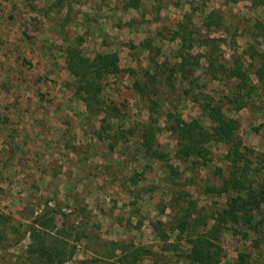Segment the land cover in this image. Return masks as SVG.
Instances as JSON below:
<instances>
[{"label":"trees","instance_id":"1","mask_svg":"<svg viewBox=\"0 0 264 264\" xmlns=\"http://www.w3.org/2000/svg\"><path fill=\"white\" fill-rule=\"evenodd\" d=\"M116 1L122 9L135 10L144 19L143 0ZM153 1L157 10H161L167 5H178L183 0ZM184 1L189 8L172 22L169 34L165 36L178 41L171 58L159 59L161 48L153 43L155 35L163 37L159 28L154 36L139 42L146 56L145 62H142L138 55L135 67L121 66L119 53L115 50L84 54L80 48L81 37L75 42H68L62 49L64 69L74 79V93L84 103L89 117L99 118L100 124L93 129L94 138L104 140L107 148L119 159L122 158V163L125 162V150H117V144L133 147L137 155L160 162L170 199L161 207H156L158 214L155 217L142 216L138 195L145 193L140 188L145 187L141 181L146 166L132 176H123L120 187L133 194L132 200L124 204L123 211L130 207L126 222L123 224L118 218L114 219L127 233L121 239L100 235L97 215L92 206L80 198L68 210L47 200L42 204L41 212L23 223H18L13 214L0 212V246L4 240L14 245L24 237L28 238L26 247L13 264H64L73 259L75 244L80 241L88 243L89 253L83 251L78 264H141L154 251L148 244L137 243L135 237L130 236L133 228L131 218L136 214L138 224L148 221L163 242V251L175 250V255L190 264H222L220 258L224 248L221 241L225 231L244 239H251V234L261 238L264 229V153L255 152L243 142L239 133L240 122L225 111L223 99L239 110L248 105L258 91L264 93V48H260V38L264 37V18L239 21L247 24L245 31L248 35L246 45L239 50L235 35H238L240 26H229L226 12L220 7L207 10L211 0ZM239 1L223 0V3L232 6ZM247 1L251 10L264 3V0ZM132 19L122 27L131 29L135 22ZM212 32L224 34L211 35ZM222 45L231 48L227 58L223 56ZM198 69L200 74L196 75ZM128 76L134 92L151 104L146 106L145 120H125L126 113L120 114L118 106L103 98L107 86H113L117 80ZM204 76L225 81L227 93L219 99L207 93L200 82ZM175 82L179 83V89ZM159 85L174 88L173 99L183 97L189 100L198 109L199 115L185 118ZM163 103L167 104L166 108L157 112L155 105ZM202 116L208 119V124L201 120ZM160 117H163V124H160ZM162 130L173 138L172 152L158 139ZM213 143L224 145V167L216 165L212 177L202 176L200 171L212 162ZM69 179L65 177L66 181ZM195 193L206 200L207 205L200 206ZM24 208L27 209V206ZM166 208L170 212L165 216ZM171 236L174 239L170 241ZM250 241V246L260 248L257 238ZM259 263L252 252L245 251L238 252L233 262Z\"/></svg>","mask_w":264,"mask_h":264},{"label":"rangeland","instance_id":"2","mask_svg":"<svg viewBox=\"0 0 264 264\" xmlns=\"http://www.w3.org/2000/svg\"><path fill=\"white\" fill-rule=\"evenodd\" d=\"M115 2L116 5L113 6ZM163 2L165 3V0ZM143 3V9L146 12L144 19L135 10L122 9L120 3L117 5L116 0H0V101H3L2 96L6 98L8 93L16 87L15 84H20L18 80H21L22 83L31 82L28 88L26 87L28 97L26 102L28 103L45 102L47 106L53 104L66 106L71 102V112L64 111L61 117L73 129L74 138H67L69 141L66 140V144L76 149L75 158L78 159L75 161L72 159L73 155L69 156L67 146L61 150L59 138H54L59 129L55 132L54 125L43 127L42 131L37 128L33 134L35 136L38 134V139L25 131L26 136L29 135L27 136L29 141L34 140V144L29 148L30 150L24 152L29 154L27 157L21 153L23 158L18 159V162L25 165L28 170L25 171L26 174H23L21 180V177H18L19 172L14 170L13 165L10 168L7 167L8 171L4 174L5 168H2L1 164H5L6 161L10 164L13 159L9 156L16 151L11 148L8 149V153H5V149H1V146L0 212L13 214L19 221L18 223H23L41 212L42 204L47 200L51 204L60 205L68 210L80 198L92 206L94 214L97 215L100 222L98 233L108 239H121L127 233L114 219L118 218L123 224L126 222L130 207L123 211L124 204L132 200L133 193L125 192L120 187V183L123 181V176H132L135 172H141L145 166L144 179L141 181L145 187L140 188L144 189L145 193L142 196L138 195L140 214L155 217L158 214L156 207L158 205L161 207L168 202L170 195L167 192L166 175L160 162L137 155L133 147L128 148L117 144V150H125V162L122 163V158L119 159L118 155L113 154L104 140L99 141L94 138L93 129L100 124L99 118L94 119L89 115H84V123L81 122L82 117L80 116L85 111L84 103L74 93L73 77L64 70L62 49L68 42H75L80 37L82 38L80 48L84 54L93 55L97 51L115 50L119 53L121 66L135 67L137 66L135 58L139 55V60L145 62L146 56L139 42L154 36L157 28L162 29L163 32V37L155 35L153 38V43L161 48L159 59L171 58L172 52L178 47V41H172L165 36H168L172 22L180 18L181 14L189 8L188 4L183 0L178 5H167L157 10V5L153 4V0H143ZM65 4L69 6L66 7ZM212 7H220L226 12L227 21H230L229 26H240L237 31L238 35H235L239 50L246 45L248 40L245 31L247 24L244 25L239 21L245 22L252 17L264 18V3L251 10L247 0H240L232 6L224 4L223 0H211L208 2L207 10ZM131 18L135 20L132 28L122 27ZM196 22L199 23L198 20ZM214 34L221 35L224 32L211 33V35ZM260 39L262 42L260 48H264V37ZM131 44L136 46L130 47ZM221 47L223 56L227 58L231 48L227 45ZM12 51H15L18 56V67L10 56ZM56 57H59V60H55L53 64L52 60ZM54 72H57L58 76ZM195 74H200L199 69L195 71ZM130 79V76L124 77V79L117 80L113 86H107L104 89L103 98L118 106L121 110L120 114L126 113L125 120L132 119L135 122L145 120L147 118L146 106L150 102L134 92L130 86ZM200 82L205 86L203 90L216 99L222 98L227 93L228 88L225 81L219 82L209 76H204ZM174 84L178 86L177 89L180 88L178 82ZM159 88L164 91V95L173 99L176 92L174 88L167 87V85H159ZM3 92L6 95L2 94ZM173 102L185 118L199 115L198 109L189 100L175 97ZM223 102L226 106L225 111L239 120V133L243 142L252 147L255 152L264 153V93L258 91L250 99L249 104L239 110L234 109L233 104H226L225 99ZM166 106L167 104L163 103L160 106L155 105V108L160 113ZM77 117H80V121H77ZM201 120L205 124L209 123L208 119L203 116ZM162 122L163 117H160V124H163ZM3 134L1 130L0 138ZM7 135L9 138L14 137L12 131L7 130ZM133 139L130 138V140ZM158 139L167 150L172 152L174 141L166 130L160 132ZM1 143L4 142L1 141ZM211 148L213 159L208 167L200 171L202 176L212 177L216 165L224 167L222 161L224 145L213 143ZM251 156L255 159L254 154ZM58 158L61 159L58 160ZM29 159L35 166H26V160ZM39 170L44 174L43 172L40 174ZM111 173L114 175L112 176ZM66 176L71 179L73 185L77 186V191L66 189L67 183H62ZM41 178L45 180L40 184ZM72 184H69L70 187ZM195 196L199 197L197 193ZM199 204L203 206L207 205V202L199 197ZM26 206L27 209L24 208ZM169 212L170 209L166 208L165 216ZM137 218V214L131 218L130 225L133 228L130 236L135 237L137 243L148 244L154 251L151 256L143 259L141 264H190L182 257L175 255V250L163 251V242L157 237L148 221L144 220L138 224ZM18 231L21 230L18 229ZM251 236H253L251 239L259 240L260 248L250 246V237L244 239L240 235L225 231L221 241L224 252L220 262L233 264L238 252L245 251L252 252L253 257L260 261L259 264H264V229L261 238L254 234ZM173 239L174 237L171 236L170 241ZM27 242V237L15 244L12 243L14 245H9L4 240L0 246V264H13L16 257L26 247ZM88 249L86 241L76 243L73 259L64 264H78L83 251L88 254Z\"/></svg>","mask_w":264,"mask_h":264},{"label":"crops","instance_id":"3","mask_svg":"<svg viewBox=\"0 0 264 264\" xmlns=\"http://www.w3.org/2000/svg\"><path fill=\"white\" fill-rule=\"evenodd\" d=\"M10 56L13 58L14 64L18 67L19 61L16 52L12 51V54ZM55 60H59V57H56V59L52 60L53 64H55ZM54 73L58 76L57 72ZM18 82L20 84H15L16 87H14V89H12L10 93H8V96L6 98L2 96L3 101L2 100L0 101V116L3 115L2 118H0V131L3 130L4 132L2 138H0V147L2 146L1 149L6 150V151L4 150L5 153L6 152L8 153L9 152L8 149L11 148L13 151H16L12 156H9L10 158L13 159L10 164L6 160H5L6 161L5 164L4 163L1 164V167L5 168L4 174H6V172L8 171V169L6 168L7 167L10 168V166L13 165L14 170H16V172H19L18 177L19 178L21 177L22 180V176H24L23 174H26L25 171L28 170L26 169L25 165H22L18 162V159L22 157L21 153L23 155H26L27 157L29 154H25L24 152L30 150L29 148H31L32 145L34 144L33 143L34 140L29 141V138L27 137L29 135L26 136L25 131H28L34 138L38 139V134L37 136L33 134L37 128H39L42 131L43 127L54 125L53 127L55 132L59 129L58 133L55 134L54 138H59L58 140H60L61 150H64V148H66L67 146L66 140L69 141V139L67 138H74L73 136L74 132L72 131L73 129L71 128V126H69V124L65 122L64 119L61 117L64 111L71 112L72 110L70 106L71 102H69L68 105L66 106L54 105V104L47 106L45 102L44 103L34 102L33 104L28 103L26 102V100L28 99V97L26 96L27 93L26 87L29 86L30 85L29 83L31 82L27 81L26 83H22L21 80H18ZM51 92L53 93L54 91ZM2 94L6 95L4 92ZM6 103H7V107H6ZM84 109L86 111L85 105H84ZM2 111H4L3 114ZM85 111L80 116L82 117L81 122L83 123H84L83 116L88 115L87 111L86 113ZM5 116L8 117V119ZM80 117L76 118L77 121H80ZM7 130L8 132L10 131L13 132L14 135V137L12 136L13 138H9V136L7 135ZM69 133L71 134L68 136ZM1 141L4 143H1ZM56 144H58V142H56ZM67 151L69 156L73 155L72 159H75V161L78 160L77 158H75L76 149L74 147L67 146ZM60 159L61 158H58V160ZM32 162L33 161H31V159H29L28 161L26 160V166L33 165ZM42 172L39 170L40 174ZM59 175H63V173H59ZM44 180L45 178L44 179L41 178L39 183L41 184L42 182H44ZM21 182L23 184V181ZM62 183H67L68 186L66 187V189H68V191L70 189L77 191V186L71 183V179H69V181H66L64 178L62 180ZM69 184H72L71 185L72 187H70Z\"/></svg>","mask_w":264,"mask_h":264}]
</instances>
